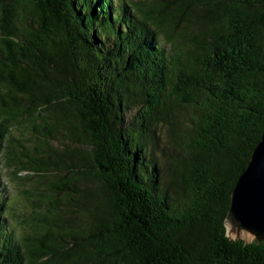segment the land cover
I'll use <instances>...</instances> for the list:
<instances>
[{"label":"trees","instance_id":"trees-1","mask_svg":"<svg viewBox=\"0 0 264 264\" xmlns=\"http://www.w3.org/2000/svg\"><path fill=\"white\" fill-rule=\"evenodd\" d=\"M264 132V0H0V264H264L228 236Z\"/></svg>","mask_w":264,"mask_h":264},{"label":"water","instance_id":"water-1","mask_svg":"<svg viewBox=\"0 0 264 264\" xmlns=\"http://www.w3.org/2000/svg\"><path fill=\"white\" fill-rule=\"evenodd\" d=\"M226 226L234 241L252 237L264 242V132L233 191Z\"/></svg>","mask_w":264,"mask_h":264},{"label":"rangeland","instance_id":"rangeland-1","mask_svg":"<svg viewBox=\"0 0 264 264\" xmlns=\"http://www.w3.org/2000/svg\"><path fill=\"white\" fill-rule=\"evenodd\" d=\"M135 3H151L154 0H128ZM15 169H9L1 162L0 163V186L2 190L7 191L9 196V212L13 215L11 227L15 230L18 236H23L30 232V227L35 223L32 221L33 202L39 200L35 197L34 189L36 187V178L31 177L30 174L23 172L15 175ZM246 243L255 241L254 238H244Z\"/></svg>","mask_w":264,"mask_h":264}]
</instances>
